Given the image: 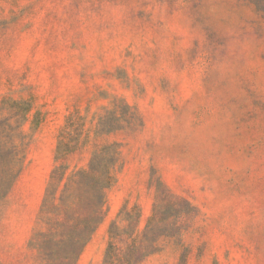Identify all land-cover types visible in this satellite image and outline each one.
I'll list each match as a JSON object with an SVG mask.
<instances>
[{"label": "rangeland", "instance_id": "1", "mask_svg": "<svg viewBox=\"0 0 264 264\" xmlns=\"http://www.w3.org/2000/svg\"><path fill=\"white\" fill-rule=\"evenodd\" d=\"M103 148L76 264L127 213L161 227L140 264H264V0H0V264H42L51 170Z\"/></svg>", "mask_w": 264, "mask_h": 264}, {"label": "trees", "instance_id": "2", "mask_svg": "<svg viewBox=\"0 0 264 264\" xmlns=\"http://www.w3.org/2000/svg\"><path fill=\"white\" fill-rule=\"evenodd\" d=\"M55 161L74 151L63 140L56 146ZM115 159L107 149L91 153L86 167L72 170L60 163L51 170L43 196L32 247L42 264H76L105 212V190L111 185ZM1 191V183H0ZM139 213L118 214L107 228V243L101 264H140L155 252L157 230L152 214L139 230ZM126 222L120 226L119 222ZM166 234V233H164Z\"/></svg>", "mask_w": 264, "mask_h": 264}]
</instances>
